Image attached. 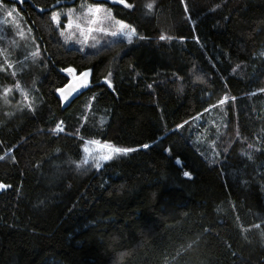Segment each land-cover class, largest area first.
Returning <instances> with one entry per match:
<instances>
[{"label": "trees", "instance_id": "16d2710c", "mask_svg": "<svg viewBox=\"0 0 264 264\" xmlns=\"http://www.w3.org/2000/svg\"><path fill=\"white\" fill-rule=\"evenodd\" d=\"M4 2L39 57L22 73L0 70V183L10 185L0 189V264H264V0ZM96 2L147 39L67 47L52 11ZM68 67L91 76L63 108ZM17 82L27 100L4 103L2 87ZM61 121L64 132L51 131ZM91 139L136 150L81 178L75 163ZM119 219L125 238L104 232Z\"/></svg>", "mask_w": 264, "mask_h": 264}, {"label": "rangeland", "instance_id": "374dc122", "mask_svg": "<svg viewBox=\"0 0 264 264\" xmlns=\"http://www.w3.org/2000/svg\"><path fill=\"white\" fill-rule=\"evenodd\" d=\"M5 4H6V9L0 8V70L1 71L9 70L11 74L16 72L22 73L24 69L23 64L25 62L27 61L35 62V60L39 57V51L37 52L39 46L34 38V34L31 28L25 22L22 14L19 12L17 7L11 4H7V3ZM86 6L87 5H83L79 3L76 6L74 5L59 6L58 8L55 9V11L61 13V22L64 25V27L62 28L57 27V28L62 42L67 47H76L81 49L82 51H86V50L95 49L101 45H108L109 43H112L116 40H124L126 42H129L128 39L122 35L118 34L117 36L113 37L110 34L112 31H118V25L116 24V21L118 19L114 17L112 10H111V19H105V17L108 15V13L105 10L109 8L103 6L101 12L96 15V23L93 24L91 23L92 16L85 12ZM13 8L16 10L13 16L11 18L7 17L6 10H11ZM68 9L74 10L72 14L71 28H68L66 26L68 24V16H67ZM77 24L80 27H77ZM89 28H92L94 30L89 32L88 31ZM100 28L107 29V32L100 31L99 30ZM61 32H63V35H61ZM135 37L136 36H133L131 38V41ZM33 53H37V54L33 55ZM9 64L11 65V67H8ZM66 74L68 75L69 79L78 75L75 73L71 75L68 73ZM261 87L262 84L260 81V76H255L252 84V89L257 90ZM5 88L10 89V91L5 93ZM26 89L27 88L23 87L22 84H20V82H17L13 87H9V86L2 87L1 94L4 103H7L11 100H14V102L17 101L25 102L29 94L28 93L29 90L27 91ZM204 99L208 101L210 100L212 101V99L210 98V93H207L204 96ZM204 108L205 105L202 106V108L199 110V113H201V110L203 111ZM197 114L195 118V124L200 127L201 125H203L202 123L203 121L200 115L198 116ZM182 142L185 147H188L191 150V148L187 143H185L184 141ZM156 145H158V142H156ZM83 146H84V142L81 146L80 159L75 163V167L77 169L78 175L81 178L87 177L92 172L100 169L106 163L104 161H100L99 168H97L92 156H89L87 163H83L85 156V154L82 152ZM150 148L144 149V152L148 153ZM120 155H114L112 159L117 158ZM2 159L5 161H11L12 156L10 153H8ZM77 165H79V167ZM147 170L148 168H146V171ZM107 211L110 212L109 209ZM135 214L136 216H138L139 213L136 212ZM99 220H103V215L101 217H97L98 222ZM121 222L126 224L128 220L119 219L116 222V225L114 224L104 232H109L111 230H112L111 231L112 234H117L118 232H121L123 238H125L130 231L129 229L130 227L123 224L124 225L123 229L119 231L121 227ZM134 225L137 226L140 225L139 220H137L134 223ZM119 245H123V242H120Z\"/></svg>", "mask_w": 264, "mask_h": 264}, {"label": "snow or ice", "instance_id": "6c2138e0", "mask_svg": "<svg viewBox=\"0 0 264 264\" xmlns=\"http://www.w3.org/2000/svg\"><path fill=\"white\" fill-rule=\"evenodd\" d=\"M20 2H23V0H20ZM105 2H108V0H105ZM112 2L114 3H119V4H123L124 7L134 10L136 5L134 3H130L128 2V0H112ZM181 4L185 3V0H180ZM60 3V0H57V4ZM84 7V6H82ZM145 7L149 10H151L153 8V3L149 2L145 5ZM0 8H5L6 9V4L4 3V0H0ZM103 9V4L96 2L90 5H87L85 7V12L87 14H90L92 16V20L91 23H96V15L99 14L101 12V10ZM16 10L13 8L11 10H6V16L11 18L14 14ZM41 12L45 11L44 9H40ZM73 9H68L67 12V16H68V24L66 25L68 28L72 27V14H73ZM108 15L105 17V19H111V9H107L105 10ZM188 11L187 5L185 4V12ZM51 20L53 23L56 24V26L58 28H62L64 27V25L61 22V13L58 11H52L51 13ZM116 24L118 25V31H112L110 34L115 37L118 34L122 35L124 37H126L128 39L129 42H131V38L133 36H138L139 39L144 40L147 39V37L139 35L137 33V29L135 27H133L131 24L125 23L123 20H117ZM77 27H80L77 24ZM94 29L89 28L88 31L91 32ZM102 32H107V29L105 28H100L99 29ZM61 35H63V32H61ZM165 39L171 40L173 39V37L171 36H165V35H160L159 36V40L163 41ZM95 46V45H93ZM39 51V49L37 50V52ZM37 53H33V55H36ZM8 67H11V65L9 64ZM60 71L62 72H66L68 74H74L76 72V69L72 68V67H68V68H62ZM91 73V69H87L84 70L83 72L79 73L80 78L85 82L84 85L82 86H86L87 82H88V78L90 76ZM13 75H15V73H13ZM111 76V73H108V76L104 78V83L107 84L109 87H111V81L108 77ZM18 87V86H17ZM65 87L70 89V92L68 94H65ZM65 87H61L56 89V92L59 94V97L64 101L67 102L70 99L71 94H74L75 92H77L79 89L72 84L66 85ZM149 87H151V85H149ZM8 91H10V89L5 88V93H7ZM259 92L264 93V88L259 89ZM253 95H255V93H253ZM94 99V97H93ZM227 97L222 98L218 103L223 105L227 102ZM233 101L235 100V97L231 98ZM31 107V106H30ZM215 107L214 105H210L209 108L204 109L205 112L209 111L210 108ZM63 122H58L55 126V128H53L51 131L59 133V132H64V128H63ZM182 127V125H177V128ZM77 133H79V129H77ZM237 135H239V133H237ZM94 146V147H93ZM140 147L144 148V149H148L151 147V145L148 144H143ZM249 147H252L251 145H249ZM136 149H132V148H122V147H118L113 145L112 143L108 142V141H101L99 139H91V140H85L84 141V146L82 147V152L85 154L84 156V160L83 163H87L88 162V158L89 156H92L93 160L95 161L96 167L99 168V162L100 161H110L114 155H120V154H127L129 152H132ZM165 152L170 153L172 151V149L170 148H164ZM225 151H227V149H225ZM95 153V154H94ZM79 167V165H77ZM183 175L185 177H190L191 173L189 171H184ZM6 187H10V185H6L3 183H0V189L6 188ZM255 227L259 228L260 225L257 224L255 225Z\"/></svg>", "mask_w": 264, "mask_h": 264}, {"label": "water", "instance_id": "95a60500", "mask_svg": "<svg viewBox=\"0 0 264 264\" xmlns=\"http://www.w3.org/2000/svg\"><path fill=\"white\" fill-rule=\"evenodd\" d=\"M90 76H91V73H90ZM90 76L88 78L87 85L90 82ZM69 84L75 85L79 90L77 92H75L74 94H71L70 99L67 102H64L59 97V94L57 93V97L60 100L61 105H62L63 108L69 107L70 104L73 101H75L77 98H79V96L86 90V87H87V85L86 86H82V85L85 84V82L80 78L79 74L77 76H75V77L70 78L66 85H69ZM65 86H63V87H65ZM69 92H70V89L65 87V94H68Z\"/></svg>", "mask_w": 264, "mask_h": 264}]
</instances>
